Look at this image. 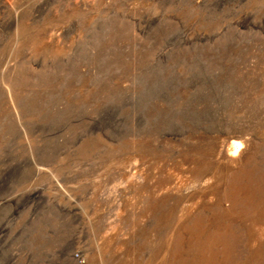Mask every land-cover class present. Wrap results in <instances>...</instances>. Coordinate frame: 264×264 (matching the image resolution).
I'll list each match as a JSON object with an SVG mask.
<instances>
[{
    "label": "rangeland",
    "instance_id": "obj_1",
    "mask_svg": "<svg viewBox=\"0 0 264 264\" xmlns=\"http://www.w3.org/2000/svg\"><path fill=\"white\" fill-rule=\"evenodd\" d=\"M0 264H264V0H0Z\"/></svg>",
    "mask_w": 264,
    "mask_h": 264
}]
</instances>
